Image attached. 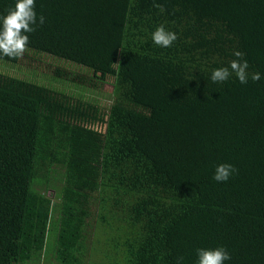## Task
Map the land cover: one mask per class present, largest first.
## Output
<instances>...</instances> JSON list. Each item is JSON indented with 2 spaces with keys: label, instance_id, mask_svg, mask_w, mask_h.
<instances>
[{
  "label": "trees",
  "instance_id": "trees-1",
  "mask_svg": "<svg viewBox=\"0 0 264 264\" xmlns=\"http://www.w3.org/2000/svg\"><path fill=\"white\" fill-rule=\"evenodd\" d=\"M35 4L23 57L0 54V264H197L217 247L264 264V0ZM237 50L248 82L214 83ZM31 57L57 66L12 73Z\"/></svg>",
  "mask_w": 264,
  "mask_h": 264
},
{
  "label": "clouds",
  "instance_id": "clouds-1",
  "mask_svg": "<svg viewBox=\"0 0 264 264\" xmlns=\"http://www.w3.org/2000/svg\"><path fill=\"white\" fill-rule=\"evenodd\" d=\"M155 7H160L154 4ZM35 0H16L14 8L7 11L6 15L0 16V54L4 57L17 59L22 58L30 43L29 33H33L37 24V12L35 11ZM44 23V17L39 16V24ZM178 39L175 32L168 30L163 24L156 27L152 33V40L155 45L168 48ZM233 55L237 58L230 62L227 67L214 69L210 79L215 82H225L235 73L242 84L248 82L249 63L244 59V54L235 51ZM251 79L256 82L261 79V74H251ZM237 170L233 165L221 163L217 165L213 179L217 182H226ZM231 255L224 247L215 249H197V264H224L230 260ZM183 257L178 258L177 264H182Z\"/></svg>",
  "mask_w": 264,
  "mask_h": 264
},
{
  "label": "rangeland",
  "instance_id": "rangeland-1",
  "mask_svg": "<svg viewBox=\"0 0 264 264\" xmlns=\"http://www.w3.org/2000/svg\"><path fill=\"white\" fill-rule=\"evenodd\" d=\"M51 59L45 58V57H31V58H26L19 64V67L17 69H12V73L15 75L20 74L23 72L25 69L28 67L31 68L33 71V75L36 76V73L38 74L39 77H47L48 75L50 76L49 70L52 69L53 67L57 66L55 65ZM112 85L109 82H105V84L101 87V91L104 95H109L111 92Z\"/></svg>",
  "mask_w": 264,
  "mask_h": 264
}]
</instances>
